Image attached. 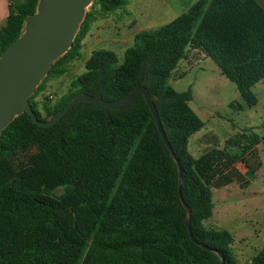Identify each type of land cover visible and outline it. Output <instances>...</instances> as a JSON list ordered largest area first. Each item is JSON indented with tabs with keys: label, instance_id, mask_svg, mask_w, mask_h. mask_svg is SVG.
<instances>
[{
	"label": "trees",
	"instance_id": "16d2710c",
	"mask_svg": "<svg viewBox=\"0 0 264 264\" xmlns=\"http://www.w3.org/2000/svg\"><path fill=\"white\" fill-rule=\"evenodd\" d=\"M38 2L10 5L0 57L23 34ZM93 2L111 11L127 0ZM87 31L83 21L47 76L67 71L59 66L78 55ZM191 52L213 59L246 104L256 105L252 87L264 79V6L258 0H198L170 23L138 34L122 61L113 52L94 51L71 90L53 105L43 103L46 117L34 100L37 88L29 103L42 121L79 95L116 101L146 88L176 158L142 93L116 110L78 103L49 128L34 124L28 113L17 116L0 136V264H239L232 235L203 222L212 216L213 190L231 181L248 185L244 175L253 177L262 163L252 146L231 139L221 148L212 134L205 141L209 169L197 172L188 144L204 124L189 105L191 90L177 92L170 84ZM251 264H264V249Z\"/></svg>",
	"mask_w": 264,
	"mask_h": 264
},
{
	"label": "rangeland",
	"instance_id": "374dc122",
	"mask_svg": "<svg viewBox=\"0 0 264 264\" xmlns=\"http://www.w3.org/2000/svg\"><path fill=\"white\" fill-rule=\"evenodd\" d=\"M197 1L127 0L125 5L111 11L92 1L83 20L88 31L80 43L78 55L59 66L67 70L64 74L46 76L40 83L42 89L34 100L42 117H46L43 103L48 99L53 105L71 90L72 82L86 71V62L94 51L113 52L122 61L138 34L170 23ZM259 1L264 6V0ZM5 20L0 21V30ZM170 84L177 92L191 90L189 105L204 124L190 137L188 144L200 175L209 169L205 153L210 147L205 141L212 134L219 139L221 148L231 139L240 141L246 148L252 146L262 163L253 177L244 175L245 180H249L248 185L231 181L223 188L214 189L212 216L203 222L208 230L228 231L233 237L231 248L239 264H251L264 249V79L252 87L257 104L248 106L236 85L221 73L213 59L191 52L172 73ZM233 103L243 108L234 109ZM232 152L241 153L234 149ZM237 168L244 170L242 164ZM55 192L61 194L63 188Z\"/></svg>",
	"mask_w": 264,
	"mask_h": 264
},
{
	"label": "water",
	"instance_id": "95a60500",
	"mask_svg": "<svg viewBox=\"0 0 264 264\" xmlns=\"http://www.w3.org/2000/svg\"><path fill=\"white\" fill-rule=\"evenodd\" d=\"M92 1L39 0L36 12L26 18L23 34L0 57V136L12 121L23 113H28L32 122L39 127L49 128L78 103H91L116 110L128 103L135 94L142 93L152 110L164 142L176 158L152 98L147 89L141 86L116 101L79 95L46 121L40 120L33 111L29 103L30 97L48 75L54 62L71 48L86 15V9ZM176 161L180 172L179 196L184 203L181 165L177 159ZM188 230L191 239L194 240L190 224Z\"/></svg>",
	"mask_w": 264,
	"mask_h": 264
},
{
	"label": "crops",
	"instance_id": "0c3cea01",
	"mask_svg": "<svg viewBox=\"0 0 264 264\" xmlns=\"http://www.w3.org/2000/svg\"><path fill=\"white\" fill-rule=\"evenodd\" d=\"M9 5H11L10 0H0V21H2V19H4V18L6 19L8 17L9 9L7 6H9ZM2 28H3V26H2Z\"/></svg>",
	"mask_w": 264,
	"mask_h": 264
}]
</instances>
